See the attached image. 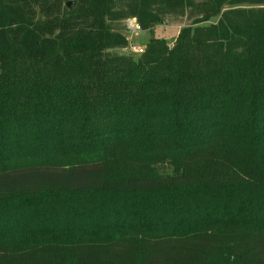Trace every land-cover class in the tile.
Listing matches in <instances>:
<instances>
[{"label": "trees", "instance_id": "16d2710c", "mask_svg": "<svg viewBox=\"0 0 264 264\" xmlns=\"http://www.w3.org/2000/svg\"><path fill=\"white\" fill-rule=\"evenodd\" d=\"M68 1L0 0V264H264V0Z\"/></svg>", "mask_w": 264, "mask_h": 264}, {"label": "rangeland", "instance_id": "374dc122", "mask_svg": "<svg viewBox=\"0 0 264 264\" xmlns=\"http://www.w3.org/2000/svg\"><path fill=\"white\" fill-rule=\"evenodd\" d=\"M73 2L74 0H69ZM68 1V2H69ZM74 3V2H73ZM41 13L37 10L35 17H40ZM137 19L130 18L128 20L116 21L112 23V28L114 31L121 33L127 38V44L123 47L114 48L110 50L111 54L120 55V56H134L137 57L140 54L134 53L131 51L132 46H139L146 50L147 43L152 38H159L166 41L170 46L174 44L176 38L183 27H186L191 24V18L188 14L183 16L180 15H168L165 17L163 22L157 23L151 29L140 31H135L134 27L131 26L132 23L135 24ZM43 157L42 159H44ZM46 160H49V157L46 156ZM161 173L171 172L169 168L161 167Z\"/></svg>", "mask_w": 264, "mask_h": 264}, {"label": "built area", "instance_id": "2783aa9c", "mask_svg": "<svg viewBox=\"0 0 264 264\" xmlns=\"http://www.w3.org/2000/svg\"><path fill=\"white\" fill-rule=\"evenodd\" d=\"M131 26L134 27L135 31L141 30V26L137 21L135 22V24L132 23ZM131 51L134 53H137V54H142L144 52V49L142 47H139V46H132Z\"/></svg>", "mask_w": 264, "mask_h": 264}, {"label": "water", "instance_id": "95a60500", "mask_svg": "<svg viewBox=\"0 0 264 264\" xmlns=\"http://www.w3.org/2000/svg\"><path fill=\"white\" fill-rule=\"evenodd\" d=\"M73 5V2H71V1H69L68 3H67V6L68 7H71Z\"/></svg>", "mask_w": 264, "mask_h": 264}]
</instances>
